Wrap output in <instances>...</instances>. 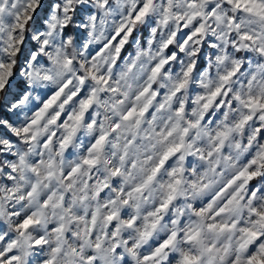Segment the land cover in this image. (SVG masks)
<instances>
[{
	"label": "clouds",
	"instance_id": "clouds-1",
	"mask_svg": "<svg viewBox=\"0 0 264 264\" xmlns=\"http://www.w3.org/2000/svg\"><path fill=\"white\" fill-rule=\"evenodd\" d=\"M14 2L0 6L5 14ZM80 2L53 0L39 25L16 29V55L3 50L7 32L0 34V63L25 85H12L19 99L7 97L15 122L0 119L11 133L0 134V248L12 246L15 264H181L183 255L244 264L251 245L240 248V229L251 208L264 211V110L247 107L249 96L264 98V20L225 0H196L194 8L153 0L117 53L114 33L141 0H129L102 33L87 14L73 20ZM200 23L204 32L186 40L185 25L194 31ZM33 45L40 59H18ZM246 168L256 173L254 188L236 179ZM223 223L236 228H208ZM173 233V245L153 256Z\"/></svg>",
	"mask_w": 264,
	"mask_h": 264
},
{
	"label": "snow or ice",
	"instance_id": "snow-or-ice-1",
	"mask_svg": "<svg viewBox=\"0 0 264 264\" xmlns=\"http://www.w3.org/2000/svg\"><path fill=\"white\" fill-rule=\"evenodd\" d=\"M56 2L61 3L63 2V0H56ZM7 3L8 0H0V6ZM52 3L53 0H40L39 6L37 7L34 4V0H15V2L12 4V7L16 10L8 14H5L3 7H0V34L7 32V48L3 50L8 51L10 55H16V53L12 51V49L15 47V37H14L15 30L20 29L21 31H23L25 25L29 21H35V23L39 25L40 14L44 13L46 16L47 13L52 8ZM128 3L129 0H81L80 3H78L74 8L71 9V12L73 13V20L81 23L84 21L85 14H87V16L90 18L91 28L93 30H99L102 33L105 29H107L109 23L115 22L113 20L114 17H117L119 13L125 12ZM179 4H183L186 8L187 7L194 8L196 7V0H179ZM17 5H19V8H17ZM152 6H153V0H141L139 6H136L134 10L127 11L126 17L121 19L120 28L114 33V40L118 41V47L116 49L117 53H119L120 49L127 42L128 37L134 35V27H130L129 25L134 26L140 21L149 17V13L152 10ZM228 6H231L233 9H244L249 14L261 20H264V0H225V7ZM214 8L215 5H212L209 9V11L213 12V15H215V12L213 11ZM29 9H32L35 12L34 16H28ZM64 11L69 12L70 9L68 7H65ZM199 15L202 14L193 12L192 18L194 19ZM217 19H219V17H217ZM166 20H167V15H165V21ZM13 21L14 23H12ZM70 30L72 29H66V33L67 31ZM75 30L78 33L80 31L79 28ZM203 32H204L203 23H200L198 26H196L194 31L188 28L186 25L184 28V33L187 34L185 37L186 40H192L194 37H198ZM241 39L251 40L252 37L248 34H244L241 36ZM21 43H26V42L21 41ZM47 43H48L47 40H45L44 41L45 46L47 45ZM260 51L264 52V48H261ZM34 53H35L34 45L32 46L31 51H29L28 48H23L22 55L19 56L18 59L21 60L40 59V57L33 55ZM45 63H47V61H45ZM18 71L19 69L15 70L16 73H18ZM189 71H191V68L189 69ZM234 74H235L234 72H230L228 75L224 76L223 79L228 80ZM14 75L15 74L13 72V68L11 65L0 63V86H3V82L6 77L8 76L13 77V79L8 80L9 87L7 88L5 102L3 104H0V119L12 121L13 123L15 122L13 119V114L7 111V108L9 107V103H10L7 97L10 96L13 97V99H19L21 93H14L12 91V85L14 83L16 87L20 88L21 90H23L25 87L23 81L20 82L15 81ZM100 79L102 80L103 77H101ZM62 91L63 89L52 95L47 100L44 107L48 108L49 106L54 104L58 99V97L61 95ZM219 91L220 90L218 89L217 93H219ZM87 103H91V101H88ZM87 103L85 104V107H87ZM247 107L250 110L251 109L264 110V98H256L249 96ZM131 115L132 113H129V116ZM77 119H79V117H77ZM27 131L28 129L26 128L25 132ZM0 134L11 138V133H9L7 128H5L3 125H0ZM261 135L264 136V131L261 132ZM103 139L104 137L100 138V141H98V145L99 143L103 142ZM261 157H262L261 166L264 167V153L261 154ZM86 163L92 164L94 163V161L89 160L86 161ZM256 164H257V160L252 159L249 164V167H252L253 165ZM255 175L256 173H250L246 168L239 174V176L236 179L246 178V181H252L251 186L254 188L256 182L255 180H253V177ZM261 191H264V189H261ZM232 199H235V195L232 197ZM228 203H231V199L228 201ZM224 211L225 209L221 208L216 213L215 217H213V219H216L217 217L222 215ZM202 213L203 210H201V214ZM249 215L251 216V220L248 222L249 226H245L240 229V231L243 234V242L240 244V248L244 249L247 248L248 245H251L250 249L248 250V254L244 260V264H264V243H261V241L264 240V211H261L258 207H253L249 210ZM109 219H112V217H109ZM32 222H33L32 218L28 217L23 220V223L20 224V227L27 229ZM241 223H244V221H241ZM3 227L4 226L0 224V230H2ZM208 228L210 230L219 229L221 232H224L235 229L236 224H228V223L209 224ZM199 235H200L199 232H195L191 234L188 238L189 240H196L199 237ZM175 239H176L175 233H173L172 236L169 238H162V241L157 246L153 256L160 255L162 252H164L166 249L172 246ZM39 243L40 242L37 241V244ZM11 248H12L11 245L7 250L0 248V264H15V261L19 259V257L16 256L11 251ZM97 248H99V244L97 245ZM115 250L119 251V248L117 247ZM152 258L153 257H145V259H152ZM171 259L172 260L176 259L175 254H173ZM199 261H200L199 257L191 256V255H183L181 259V264H199ZM235 264H240V257H236Z\"/></svg>",
	"mask_w": 264,
	"mask_h": 264
},
{
	"label": "rangeland",
	"instance_id": "rangeland-1",
	"mask_svg": "<svg viewBox=\"0 0 264 264\" xmlns=\"http://www.w3.org/2000/svg\"><path fill=\"white\" fill-rule=\"evenodd\" d=\"M201 66H202V63H201Z\"/></svg>",
	"mask_w": 264,
	"mask_h": 264
}]
</instances>
